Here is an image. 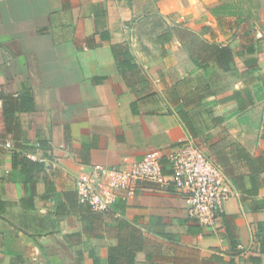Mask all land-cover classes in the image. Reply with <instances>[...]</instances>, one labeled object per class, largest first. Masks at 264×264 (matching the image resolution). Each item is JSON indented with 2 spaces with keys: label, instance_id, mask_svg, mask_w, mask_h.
<instances>
[{
  "label": "crops",
  "instance_id": "obj_1",
  "mask_svg": "<svg viewBox=\"0 0 264 264\" xmlns=\"http://www.w3.org/2000/svg\"><path fill=\"white\" fill-rule=\"evenodd\" d=\"M189 136L232 192L213 226L172 183L80 200ZM0 264H264V0H0Z\"/></svg>",
  "mask_w": 264,
  "mask_h": 264
},
{
  "label": "built area",
  "instance_id": "obj_2",
  "mask_svg": "<svg viewBox=\"0 0 264 264\" xmlns=\"http://www.w3.org/2000/svg\"><path fill=\"white\" fill-rule=\"evenodd\" d=\"M6 146L11 147L12 143L7 142ZM162 155L161 150H152L143 159L124 167L92 165L89 172L78 175L80 200L94 211H106L118 196H133L144 184L152 183L153 188L163 189L172 183L186 201L189 218L204 226H213L232 196L221 168L193 136L167 154L171 175L163 172Z\"/></svg>",
  "mask_w": 264,
  "mask_h": 264
},
{
  "label": "trees",
  "instance_id": "obj_3",
  "mask_svg": "<svg viewBox=\"0 0 264 264\" xmlns=\"http://www.w3.org/2000/svg\"><path fill=\"white\" fill-rule=\"evenodd\" d=\"M225 48V47H224Z\"/></svg>",
  "mask_w": 264,
  "mask_h": 264
}]
</instances>
